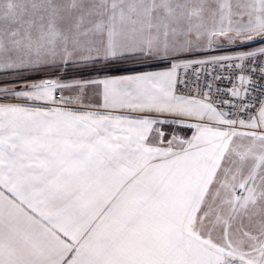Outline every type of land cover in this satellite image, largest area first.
I'll return each mask as SVG.
<instances>
[{
	"label": "snow or ice",
	"instance_id": "obj_1",
	"mask_svg": "<svg viewBox=\"0 0 264 264\" xmlns=\"http://www.w3.org/2000/svg\"><path fill=\"white\" fill-rule=\"evenodd\" d=\"M0 264H264V0H0Z\"/></svg>",
	"mask_w": 264,
	"mask_h": 264
},
{
	"label": "built area",
	"instance_id": "obj_2",
	"mask_svg": "<svg viewBox=\"0 0 264 264\" xmlns=\"http://www.w3.org/2000/svg\"><path fill=\"white\" fill-rule=\"evenodd\" d=\"M59 99V97H57Z\"/></svg>",
	"mask_w": 264,
	"mask_h": 264
}]
</instances>
